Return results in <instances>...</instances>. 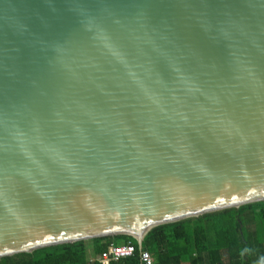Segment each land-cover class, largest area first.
<instances>
[{"label":"water","instance_id":"obj_1","mask_svg":"<svg viewBox=\"0 0 264 264\" xmlns=\"http://www.w3.org/2000/svg\"><path fill=\"white\" fill-rule=\"evenodd\" d=\"M264 202V0H0V259Z\"/></svg>","mask_w":264,"mask_h":264},{"label":"trees","instance_id":"obj_2","mask_svg":"<svg viewBox=\"0 0 264 264\" xmlns=\"http://www.w3.org/2000/svg\"><path fill=\"white\" fill-rule=\"evenodd\" d=\"M128 244L134 254L110 264H140L137 243L128 236L48 247L2 258L0 264H100L110 245ZM142 245L154 264H264V202L156 227Z\"/></svg>","mask_w":264,"mask_h":264},{"label":"built area","instance_id":"obj_3","mask_svg":"<svg viewBox=\"0 0 264 264\" xmlns=\"http://www.w3.org/2000/svg\"><path fill=\"white\" fill-rule=\"evenodd\" d=\"M135 252V247L132 245L113 246L110 245L105 252L98 258L100 264H110L118 262L121 259L132 256ZM140 264H154L150 254L142 251L139 256Z\"/></svg>","mask_w":264,"mask_h":264},{"label":"crops","instance_id":"obj_4","mask_svg":"<svg viewBox=\"0 0 264 264\" xmlns=\"http://www.w3.org/2000/svg\"><path fill=\"white\" fill-rule=\"evenodd\" d=\"M90 260H92V257L90 258Z\"/></svg>","mask_w":264,"mask_h":264}]
</instances>
